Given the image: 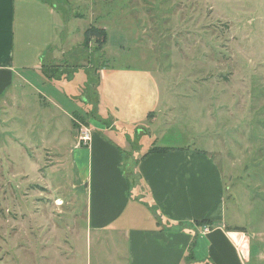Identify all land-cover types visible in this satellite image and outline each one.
I'll return each instance as SVG.
<instances>
[{
  "label": "rangeland",
  "instance_id": "rangeland-1",
  "mask_svg": "<svg viewBox=\"0 0 264 264\" xmlns=\"http://www.w3.org/2000/svg\"><path fill=\"white\" fill-rule=\"evenodd\" d=\"M45 2L58 18L59 45L45 68L79 88L73 121L79 146L81 129L92 131L98 111L101 70H150L161 88L156 144L192 138L191 148L205 152L223 175L224 227L264 255V0ZM30 12L26 62L33 66L52 25L34 5ZM93 27L105 29L107 39L89 36L85 47ZM46 110L28 106L0 116V264H127L118 254L124 242L88 229L87 198L75 189V153L51 150L60 131ZM60 119L68 132L69 117ZM123 173L135 178L127 168ZM214 226L196 222L191 229Z\"/></svg>",
  "mask_w": 264,
  "mask_h": 264
},
{
  "label": "crops",
  "instance_id": "crops-1",
  "mask_svg": "<svg viewBox=\"0 0 264 264\" xmlns=\"http://www.w3.org/2000/svg\"><path fill=\"white\" fill-rule=\"evenodd\" d=\"M31 5L36 15H44L52 25L41 35L47 44L33 66L26 62L33 45L24 23ZM53 9L45 0H0V116L28 106L53 112L51 122L60 133L57 149L51 150L75 153V189L77 196L87 198L90 232L124 242L123 253L118 254L127 264H188L193 240V264H264L258 244L254 251L243 234L224 227L225 183L211 158L191 148L192 138L171 146L156 144L154 134L160 133L163 116L158 113L161 88L150 70L107 66L101 70L98 119L91 120L88 147L79 146L73 127L81 106L79 88L72 81L49 80L42 72L59 46L54 43L53 23L58 18ZM65 116L69 117L68 132L62 130L60 118ZM117 124L122 125L121 131ZM122 131L129 132L125 136ZM124 168L135 175L132 181ZM201 221L215 226L206 232L191 229Z\"/></svg>",
  "mask_w": 264,
  "mask_h": 264
},
{
  "label": "trees",
  "instance_id": "trees-1",
  "mask_svg": "<svg viewBox=\"0 0 264 264\" xmlns=\"http://www.w3.org/2000/svg\"><path fill=\"white\" fill-rule=\"evenodd\" d=\"M96 34H101L105 38V41H106V39H107L106 30L105 29H97V28L93 27L88 31L83 46L88 47V44H89V38L88 37L89 36H96ZM42 72L45 75V77H47V79H49V80H53V79L55 81L61 80L59 78H55L52 74H49L48 71L46 70L45 66H44ZM94 116H95V119H98V111H94ZM155 150L158 152L167 151V149H159V150L155 149ZM200 223H202V224H213L211 221H201ZM194 237L196 238V236H194ZM194 246H195V240H193V242L191 243L189 250H188V253H187V256H186V262L188 264H193V262H194V257H193Z\"/></svg>",
  "mask_w": 264,
  "mask_h": 264
},
{
  "label": "built area",
  "instance_id": "built-area-1",
  "mask_svg": "<svg viewBox=\"0 0 264 264\" xmlns=\"http://www.w3.org/2000/svg\"><path fill=\"white\" fill-rule=\"evenodd\" d=\"M91 137H92V131L89 128L84 127L83 129H81L80 135H79L80 145L82 147H88V145L91 142Z\"/></svg>",
  "mask_w": 264,
  "mask_h": 264
}]
</instances>
